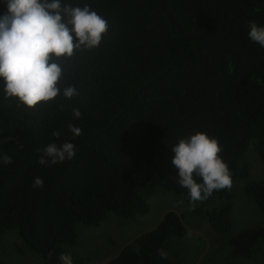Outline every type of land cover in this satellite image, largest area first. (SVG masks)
<instances>
[{
	"label": "trees",
	"instance_id": "trees-1",
	"mask_svg": "<svg viewBox=\"0 0 264 264\" xmlns=\"http://www.w3.org/2000/svg\"><path fill=\"white\" fill-rule=\"evenodd\" d=\"M65 2L106 14L109 28L98 46L64 61L61 84L78 90L71 100L28 109L0 90V152L12 159L0 164V234L15 231L36 264H60L57 251L80 264L71 250L75 225L98 226L107 212L144 216L158 186L187 213L166 212L105 264H183L181 255L168 256L167 243L187 238L186 224L228 232L232 199L243 193L262 218L227 243L234 257L262 254L264 264V168L260 175L250 168L253 153L264 165V47L247 35L250 21L264 25V0ZM73 108L81 118L73 119ZM70 123L82 126L79 136ZM197 131L222 146L232 186L191 203L177 182L172 146ZM64 141L77 148L71 161L38 162L47 144ZM36 177L42 187H33ZM188 216H200L195 227Z\"/></svg>",
	"mask_w": 264,
	"mask_h": 264
},
{
	"label": "clouds",
	"instance_id": "clouds-1",
	"mask_svg": "<svg viewBox=\"0 0 264 264\" xmlns=\"http://www.w3.org/2000/svg\"><path fill=\"white\" fill-rule=\"evenodd\" d=\"M0 4L6 6V12L0 14V90L4 98H15L18 105L32 109L58 96L71 100L78 95L76 86L61 84L64 61L74 51L91 50L100 44L109 28L108 16L65 0H0ZM247 27L250 40L264 47V25L250 21ZM81 116L79 108L72 109L73 119ZM68 129L73 136L83 131L82 126L71 123ZM52 135L59 138L60 132ZM222 150L215 137L200 131L172 146L177 182L188 190L191 203L207 200L214 190L231 188L230 168L218 155ZM76 151L73 142H52L44 147L38 162L62 164L71 161ZM11 163V157L0 152V164ZM42 186V178H34L33 187ZM57 258L60 264H74L69 252L57 251Z\"/></svg>",
	"mask_w": 264,
	"mask_h": 264
},
{
	"label": "rangeland",
	"instance_id": "rangeland-1",
	"mask_svg": "<svg viewBox=\"0 0 264 264\" xmlns=\"http://www.w3.org/2000/svg\"><path fill=\"white\" fill-rule=\"evenodd\" d=\"M251 158L250 168L253 174L260 175L264 168L262 161L254 153L251 154ZM250 177L256 176L250 174ZM232 202L233 208L230 213L232 224L228 232L218 234L212 232L205 224L198 228L186 224L187 238L180 240L179 243L169 241L168 256L181 255L184 258L181 261L183 264H262V254L252 259L232 255L228 239L241 230L255 226L262 218V212L251 200L245 198L243 193H238ZM148 205L146 215L135 220L107 212L98 226L75 225V240L71 250L83 264L102 258L105 259L97 264H105L108 259L117 256L125 245L133 243L143 232L153 229L166 212L173 211L182 216L188 211L183 203H179L175 193L158 186L150 194ZM199 218L200 216L195 218L188 216L194 227L200 221ZM183 221L185 222V219ZM192 235H202L203 242L190 237ZM35 256L34 252L21 242L15 231L0 234V264H36Z\"/></svg>",
	"mask_w": 264,
	"mask_h": 264
}]
</instances>
